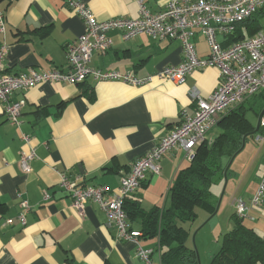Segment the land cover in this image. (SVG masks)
<instances>
[{
	"label": "crops",
	"instance_id": "0c3cea01",
	"mask_svg": "<svg viewBox=\"0 0 264 264\" xmlns=\"http://www.w3.org/2000/svg\"><path fill=\"white\" fill-rule=\"evenodd\" d=\"M81 1L99 20L138 15V0ZM143 1L153 12L162 10L167 2ZM0 11L4 13L0 43L8 46L2 65L6 73L65 68L67 45L85 29L83 20L64 0H0ZM107 35L111 46L92 54L91 65L96 68L141 77L182 60L178 39H154L140 32L124 40L118 29ZM193 41L197 54L205 56L208 47L203 34L197 32ZM220 82L214 66L194 70L180 84L156 76L141 85L92 77L78 84L45 81L14 92L13 99L24 100L18 125L7 120L0 102V264H144L139 246L150 250L151 264H162L157 236L141 235L138 244L118 238L97 202L87 199L80 208L72 205L58 172L79 176L89 185L117 188L136 159L175 128L180 117L194 112L190 89L195 87L207 96ZM258 99L256 95L247 102ZM220 115L206 135L210 141L218 134ZM22 133L31 135L35 145L36 157L28 173L18 165L27 149ZM244 136L242 149L226 170L215 214L219 218L212 221V216L195 234L202 264L210 263L221 233L232 226L233 198L247 203L243 222L264 237V193L258 204L250 202L264 176V141L257 144L253 133ZM186 160L183 148L167 152L160 160L159 172H146L136 191L125 199L126 204L130 199L145 210L167 206L170 185ZM219 189L220 184L212 190L216 199ZM22 199L30 205L24 224L19 218ZM198 215L206 220L211 213L200 209ZM129 223L140 230L136 220ZM190 226L189 232L193 230Z\"/></svg>",
	"mask_w": 264,
	"mask_h": 264
},
{
	"label": "built area",
	"instance_id": "2783aa9c",
	"mask_svg": "<svg viewBox=\"0 0 264 264\" xmlns=\"http://www.w3.org/2000/svg\"><path fill=\"white\" fill-rule=\"evenodd\" d=\"M65 5L80 16L85 29L67 45V66L52 67L47 70L30 69L18 73L2 71L3 60L8 50L5 42L0 43V102L7 120L19 124L23 99H13L17 90L24 91L45 81L78 84L87 77L96 80H119L131 85L149 82L152 77L183 83L196 69L209 66L218 68L221 82L207 96L193 87L189 94L194 105L192 114L180 117V123L160 137L158 142L144 155L136 159L130 169L122 175L117 188L106 185L83 183L79 176L70 177L59 171V183L72 198V205L80 208L90 199L106 214V224L113 226L118 238L138 244L141 233L130 227L123 209L125 199L141 184L146 172L158 173L161 158L173 148H183L185 157L191 158L193 148L206 138L215 126L216 118L228 108L236 106L252 96L264 94V20L262 27L251 35L232 39L239 24L257 12H263L264 0H167L160 11H151L143 0H138L136 17L115 16L99 20L91 8L81 0H64ZM118 29L124 40L140 32L152 38L178 39L181 44L182 60L178 64H168L160 70L145 76L115 69H99L91 65L92 54L106 51L111 46L107 33ZM4 31V13L0 11V32ZM200 32L205 37L208 53L197 54L194 37ZM220 37L223 39H220ZM259 126L264 129V110ZM26 150L21 153L18 165L22 172L32 170L31 160L36 157L33 137L22 133ZM257 143L264 141V133L254 135ZM264 193V176L250 199L258 204ZM20 223L26 221L30 205L26 199L21 202ZM235 212L245 216L247 203L242 198H233ZM150 250L138 247V255L144 264H151Z\"/></svg>",
	"mask_w": 264,
	"mask_h": 264
},
{
	"label": "trees",
	"instance_id": "16d2710c",
	"mask_svg": "<svg viewBox=\"0 0 264 264\" xmlns=\"http://www.w3.org/2000/svg\"><path fill=\"white\" fill-rule=\"evenodd\" d=\"M263 20V12H257L239 24L232 39L258 31ZM258 98L262 103L257 105L259 99L247 102L248 99L220 115L217 136L196 144L192 157H186V164L176 172L167 206L145 210L137 201H124L128 222H139L142 236H157L162 264H198L195 250L188 243L190 224L185 223L194 221L200 209L214 212L217 199L211 184L223 177L227 162L240 149L244 135L264 133L261 126L254 132L255 126L247 117L248 112L259 115L262 111L264 94H258ZM231 217L232 226L221 233L219 248L209 264H264V237L246 225L242 215L235 212Z\"/></svg>",
	"mask_w": 264,
	"mask_h": 264
},
{
	"label": "rangeland",
	"instance_id": "374dc122",
	"mask_svg": "<svg viewBox=\"0 0 264 264\" xmlns=\"http://www.w3.org/2000/svg\"><path fill=\"white\" fill-rule=\"evenodd\" d=\"M247 117H249L250 118V120L252 121V122H254V123H256V120L258 119L257 118V116H255L253 113H251V112H248L247 113ZM262 131V130H261ZM257 143V142H256ZM257 144H261V143H257ZM257 146H259V145H257ZM258 162V159L255 161V163H257ZM227 176L228 175H226V176H224L223 175V178H222V180H221V178L217 181V182H213L212 184H211V191L213 190V188H216V186H218V184H220V189H219V192H218V195H217V200H219V198L221 197V195L223 194V189H224V187H225V184H226V179H227ZM221 180V181H220ZM213 193V192H212ZM223 196V195H222ZM221 199H222V197H221ZM220 203H221V200H220ZM220 205V204H219ZM219 208V207H218ZM222 210H224V205L222 206V208H221ZM198 218H196L193 222H187V223H185V224H192V226H190V227H192V231H191V233H190V236H189V239H188V243H191V245L193 246V240H194V243H195V245H196V242H197V239L195 238L196 236H194V233H195V231L205 222V220H202V218L203 217H200V215H198L197 216ZM213 218V219H212ZM211 219H212V221H214V220H217L218 218H219V215H213V217H212ZM199 222V223H198ZM205 228H208L209 227V223L208 224H206V226H204ZM198 250V249H197ZM200 254V253H199ZM202 260H203V257H202ZM201 262V261H200ZM201 264H202V262H201Z\"/></svg>",
	"mask_w": 264,
	"mask_h": 264
},
{
	"label": "water",
	"instance_id": "95a60500",
	"mask_svg": "<svg viewBox=\"0 0 264 264\" xmlns=\"http://www.w3.org/2000/svg\"><path fill=\"white\" fill-rule=\"evenodd\" d=\"M263 110H264V107H263L262 111H261V112L259 113V115H258V119H257L256 125H255V130H254V132L258 130V127H259V121H260V117H261V115H262ZM245 136H246V135H245ZM245 136H244V137H245ZM243 145H244V138H243L242 145H241V147H240L239 150L242 149ZM239 150H238V151H239ZM238 151H237V152H238ZM237 152H236V153H237ZM236 153H235V154H236ZM235 154L230 158L228 164L226 165V167H225V169H224V172H223L224 176H226V170H227V168H228L230 162L232 161L233 157L235 156ZM221 197H222V195H221ZM221 197L219 198V200H217V204H216V206H215V210H214V212L211 213V215H210L205 221L209 220L214 214H216V212H217V210H218V207H219V204H220ZM197 230H198V229H197ZM197 230L195 231L194 236H195ZM193 249L195 250L198 264H201V262H200V258H199V253H198V250H197V246L195 245L194 240H193Z\"/></svg>",
	"mask_w": 264,
	"mask_h": 264
}]
</instances>
